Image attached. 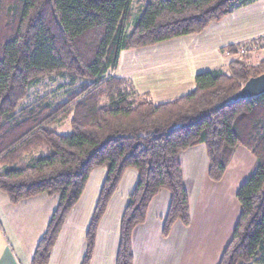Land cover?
Returning <instances> with one entry per match:
<instances>
[{
    "label": "trees",
    "instance_id": "obj_1",
    "mask_svg": "<svg viewBox=\"0 0 264 264\" xmlns=\"http://www.w3.org/2000/svg\"><path fill=\"white\" fill-rule=\"evenodd\" d=\"M253 1L143 0L131 26L132 0H0V190L13 204L43 193L58 196L33 264L49 262L97 167H106L107 175L83 264L91 263L97 229L128 168L139 178L121 220L116 264L133 263L132 231L162 189L171 193L164 235L177 221L188 225L180 155L198 144L207 147L215 181L237 146L256 157V169L238 189L241 216L219 264H264V93L229 100L264 73V59L235 57L225 70L202 71L193 91L166 101L111 75L122 50L201 33ZM44 78L64 79V100L38 94L26 103ZM68 118L72 131L62 134L56 125Z\"/></svg>",
    "mask_w": 264,
    "mask_h": 264
},
{
    "label": "crops",
    "instance_id": "obj_2",
    "mask_svg": "<svg viewBox=\"0 0 264 264\" xmlns=\"http://www.w3.org/2000/svg\"><path fill=\"white\" fill-rule=\"evenodd\" d=\"M253 43L264 45V0L236 8L201 33L122 50L114 75L129 80L138 92L153 100L166 101L193 91L198 73L227 69L236 52ZM256 162L254 154L239 145L224 176L215 181L210 177L206 145L184 150L180 164L189 197L190 223L177 221L164 235L171 193L162 189L151 201L145 221L132 231V264H219L241 216L238 189L253 172ZM106 175V167L92 170L47 264H83L87 231ZM138 178L135 168L124 172L97 229L90 264H116L121 220ZM53 198L43 193L19 204H12L9 198L0 200V217L16 245L8 240L0 221V264H33L37 243L58 204V199ZM25 208L33 210L34 219L22 211ZM11 211L17 213L13 224ZM15 221L19 230L15 229Z\"/></svg>",
    "mask_w": 264,
    "mask_h": 264
},
{
    "label": "rangeland",
    "instance_id": "obj_3",
    "mask_svg": "<svg viewBox=\"0 0 264 264\" xmlns=\"http://www.w3.org/2000/svg\"><path fill=\"white\" fill-rule=\"evenodd\" d=\"M142 3H143V0H132V2H131V8H132V19L130 21L131 22V24H130L131 26H132V24H134L137 16H139L138 10H139V8L142 7ZM236 57L237 58L238 57L244 58L246 61H249L250 63H256L257 61H259L261 59H264V45L262 43H259V44H256V43L250 44V46H248V47L241 48L240 51L237 52ZM111 75L115 76L114 75V70L111 71ZM64 83H65L64 79H58L57 78V79H52L51 80L49 78H44L43 80H41L39 83H37L36 85H34L30 89L29 98L27 97V99L25 100V102L26 103H30V102H33L34 100H37L38 98H36V96L38 94L48 95V98L51 101H54V102L63 101L64 100L63 91L65 89V86L63 85ZM56 126H57V129L62 134H69L72 131V128H71V125H70V119L69 118L67 120H64L62 123L57 124ZM255 169H256V167H255ZM4 198H7L8 199V196H7L6 193H4V192H2L0 190V200L1 199H4ZM53 199H58V196H55V198H53ZM54 201H55V204H57L56 203V200H54ZM22 211L27 212V217H31V218L34 219V217H33V210L32 209L25 208ZM16 214H17L16 212H12V211L10 212V215H11V217H10L11 223H12L13 220H16V218H17V215ZM22 214L23 213H20V215H22ZM0 221L2 222V225L4 227V230H5L6 234H7L8 240L11 242V244L15 245L14 244V238L11 235L10 231H8L7 226L2 221V218L1 217H0ZM14 224H16L15 229L16 230H19L18 222L15 221ZM46 227H45V229H46ZM21 228H22V226H21Z\"/></svg>",
    "mask_w": 264,
    "mask_h": 264
},
{
    "label": "water",
    "instance_id": "obj_4",
    "mask_svg": "<svg viewBox=\"0 0 264 264\" xmlns=\"http://www.w3.org/2000/svg\"><path fill=\"white\" fill-rule=\"evenodd\" d=\"M264 93V73L249 78L245 84L234 93L229 100L237 102L243 99H249Z\"/></svg>",
    "mask_w": 264,
    "mask_h": 264
}]
</instances>
